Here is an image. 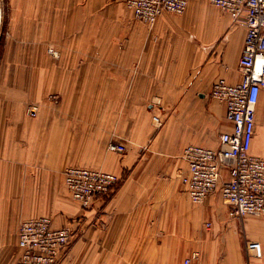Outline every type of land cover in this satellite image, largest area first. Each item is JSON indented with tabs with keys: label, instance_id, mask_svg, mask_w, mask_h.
Wrapping results in <instances>:
<instances>
[{
	"label": "crops",
	"instance_id": "crops-1",
	"mask_svg": "<svg viewBox=\"0 0 264 264\" xmlns=\"http://www.w3.org/2000/svg\"><path fill=\"white\" fill-rule=\"evenodd\" d=\"M82 1L14 0L8 14L0 0V264L16 260L20 224L38 215L76 228L59 264H264V215L232 217L220 192L195 203L180 177L186 146L217 148L232 130L211 91L242 78L244 22L190 0L153 25L115 19L112 34L111 17L97 23L95 0ZM260 112L264 87L251 147L264 156ZM70 165L121 180L85 209L66 197Z\"/></svg>",
	"mask_w": 264,
	"mask_h": 264
},
{
	"label": "built area",
	"instance_id": "built-area-1",
	"mask_svg": "<svg viewBox=\"0 0 264 264\" xmlns=\"http://www.w3.org/2000/svg\"><path fill=\"white\" fill-rule=\"evenodd\" d=\"M226 11L234 21L244 22L246 39L239 60L241 80L217 79L212 97L226 105L232 130L220 134L217 148L189 144L183 156L187 169L180 171L185 191L195 203L220 192L229 204L232 217L264 215V156L251 152L256 131L257 107L264 87V0H208ZM190 0H126L139 19L155 23L164 12L183 13ZM37 107L30 113L36 115ZM155 121L162 123L160 116ZM108 150L125 152L126 145L112 141ZM229 178L225 179L223 170ZM120 176L95 167L70 165L65 184L71 196L85 209L114 191ZM76 228L70 222L57 227L50 216L24 219L19 228L20 253L12 264H59L69 252ZM195 251L186 260L198 258Z\"/></svg>",
	"mask_w": 264,
	"mask_h": 264
},
{
	"label": "rangeland",
	"instance_id": "rangeland-1",
	"mask_svg": "<svg viewBox=\"0 0 264 264\" xmlns=\"http://www.w3.org/2000/svg\"><path fill=\"white\" fill-rule=\"evenodd\" d=\"M24 1V0H23ZM206 1V0H205ZM20 2H22V0H20ZM83 3H93L94 1L92 0H83ZM209 2V1H208ZM1 3L3 4V7L5 6V10L8 12V10L10 9V6L12 3H14V0H1ZM96 5H97V11L96 12V22L97 23H103V21H106L104 18L109 19V17H111L110 19L112 20V34H116L118 33V28L115 27L114 25H116V21H113L115 19H122V20H128V19H134V21H142L146 24L149 25H153V23L151 22H147V21H143L141 19H139L138 17L135 16L134 12L127 6L126 0H95ZM110 5V6H108ZM173 13V12H171ZM9 14V12H8ZM174 14H179V15H175V17H180V15L182 16V13H174ZM6 19V17H5ZM106 27H97V31L99 33H103V31L105 30ZM47 100L50 101H54V102H59L60 98L59 95L56 93H51ZM37 107L36 111V115H32L30 113V111L34 108ZM260 107H262V103L260 105ZM259 107V108H260ZM39 109H40V104L39 102H32L31 104H29L28 108H27V112L28 114L32 117V118H36L39 114ZM157 124L158 127H162V123L159 122H155ZM257 125H258V134H263L264 133V117H263V113L260 112L258 114V121H257ZM117 187V186H116ZM69 192V191H68ZM111 194V193H110ZM70 199H74L70 193H67V196ZM38 216H42V215H38ZM48 216V215H46ZM36 217V216H33ZM68 254V253H67ZM64 255L62 258H64Z\"/></svg>",
	"mask_w": 264,
	"mask_h": 264
},
{
	"label": "bare ground",
	"instance_id": "bare-ground-1",
	"mask_svg": "<svg viewBox=\"0 0 264 264\" xmlns=\"http://www.w3.org/2000/svg\"><path fill=\"white\" fill-rule=\"evenodd\" d=\"M124 153V152H123ZM83 208V207H82Z\"/></svg>",
	"mask_w": 264,
	"mask_h": 264
}]
</instances>
